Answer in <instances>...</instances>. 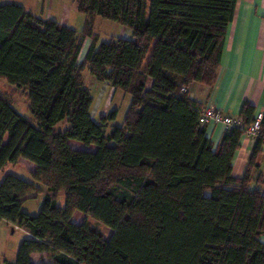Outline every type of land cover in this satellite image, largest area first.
I'll return each mask as SVG.
<instances>
[{"label":"trees","instance_id":"16d2710c","mask_svg":"<svg viewBox=\"0 0 264 264\" xmlns=\"http://www.w3.org/2000/svg\"><path fill=\"white\" fill-rule=\"evenodd\" d=\"M236 1L75 0L84 15L79 33L19 3H0V78L26 94L36 122L0 93V169L26 158L33 180L46 187L31 215L22 203L38 187L10 173L0 181V221L29 233L9 264H264L257 162L264 118L243 176L234 177L243 128L226 130L214 144L198 120L203 105L182 90L215 82ZM96 16L131 36L97 46ZM85 68L130 96L120 125L112 124L117 109L93 118ZM253 110L243 103L244 125ZM62 120L68 126L57 131ZM69 139L96 148H73ZM75 211L83 214L77 223Z\"/></svg>","mask_w":264,"mask_h":264},{"label":"crops","instance_id":"0c3cea01","mask_svg":"<svg viewBox=\"0 0 264 264\" xmlns=\"http://www.w3.org/2000/svg\"><path fill=\"white\" fill-rule=\"evenodd\" d=\"M8 2L19 3L40 18H52L66 24L64 17L57 19L55 14L45 10L43 6L40 13H37L36 3L29 0ZM121 30V37L130 36L131 32L127 27ZM86 43L88 45L89 41ZM102 83L108 86L107 83ZM185 90L189 98L202 105H213L223 114L233 117L240 116L244 102L253 106V116L259 111L264 112V0L236 1L233 18L227 27L215 82L212 85L192 82ZM205 132L217 144L225 131L221 125L209 122L205 124ZM256 140L255 137L244 134L240 137L239 146L232 158L231 173L234 177L243 176ZM73 147L81 149V145L77 143ZM257 162L264 178V143L260 145Z\"/></svg>","mask_w":264,"mask_h":264},{"label":"rangeland","instance_id":"374dc122","mask_svg":"<svg viewBox=\"0 0 264 264\" xmlns=\"http://www.w3.org/2000/svg\"><path fill=\"white\" fill-rule=\"evenodd\" d=\"M11 0H0V2H8ZM29 2L36 3L35 10L40 13L42 6L47 11H51L56 15L57 19L66 20V24L72 26L77 30V33L81 32L83 26L84 15L77 10L75 0H29ZM124 26L96 16L94 20V32L97 34V46L103 42L108 41L112 35L121 36L122 28ZM131 36V34H130ZM87 43L83 46L80 54V58L83 57ZM149 54H147L145 61L148 59ZM84 85L91 91L93 96V103L91 107V114L94 116L95 120H98L101 115L105 114L107 110L117 109V115L112 124L120 125L123 121L126 108L130 102V96L124 94L120 90H116L113 94V88L108 85L104 86L102 82L95 80L94 76L90 73L88 69H84L82 72ZM149 83V82H148ZM0 93L8 97L11 100L12 106L17 109L20 113L24 114L36 124L35 120L32 118V114L29 110L28 99L26 94L16 88L15 85L7 82L4 78H0ZM68 126V123L64 120L58 122L55 125L57 131H63ZM71 146L73 147L75 143L81 145V149L94 150L96 148L95 144H84L81 141L75 139H69ZM74 148V147H73ZM89 148V149H88ZM34 167V163L26 158H18L15 162H8L0 169V181L6 174H14L24 180L34 183L38 187V191L34 196L25 199L22 203V210L31 214L36 215L40 210V206L46 192V187L33 180L30 174V170ZM56 203L58 206H63L64 204V193L60 191ZM83 218V214L80 211L74 212L72 217L73 222H79ZM89 224L94 228L100 230L103 235L108 238L111 234V229L104 223L89 217ZM29 233L6 220L0 221V264H9L13 262L16 257V251L18 244L24 237H28ZM31 260L38 262L40 258L38 253L31 254Z\"/></svg>","mask_w":264,"mask_h":264},{"label":"built area","instance_id":"2783aa9c","mask_svg":"<svg viewBox=\"0 0 264 264\" xmlns=\"http://www.w3.org/2000/svg\"><path fill=\"white\" fill-rule=\"evenodd\" d=\"M182 90H185L182 88ZM198 120L201 124L214 123L221 125L224 131L229 130L233 127L243 128V134L251 137H258L261 134V121L264 118V112H257L252 121L244 125L240 116L233 117L230 115L223 114L217 110L213 105H203L198 111ZM262 141H264V133L261 135Z\"/></svg>","mask_w":264,"mask_h":264}]
</instances>
